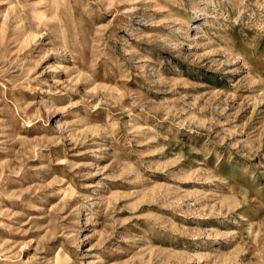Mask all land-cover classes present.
I'll use <instances>...</instances> for the list:
<instances>
[{
  "label": "rangeland",
  "instance_id": "obj_1",
  "mask_svg": "<svg viewBox=\"0 0 264 264\" xmlns=\"http://www.w3.org/2000/svg\"><path fill=\"white\" fill-rule=\"evenodd\" d=\"M0 264H264V0H0Z\"/></svg>",
  "mask_w": 264,
  "mask_h": 264
},
{
  "label": "bare ground",
  "instance_id": "obj_2",
  "mask_svg": "<svg viewBox=\"0 0 264 264\" xmlns=\"http://www.w3.org/2000/svg\"><path fill=\"white\" fill-rule=\"evenodd\" d=\"M56 254H57V253H56ZM57 257H58V256H57ZM55 258H56V255H55ZM55 258H54V259H55ZM55 260H56V259H55ZM56 261H57V260H56ZM56 261H55V262H56ZM64 262H65V260H64ZM66 262H67V261H66ZM66 262H65V263H66Z\"/></svg>",
  "mask_w": 264,
  "mask_h": 264
}]
</instances>
